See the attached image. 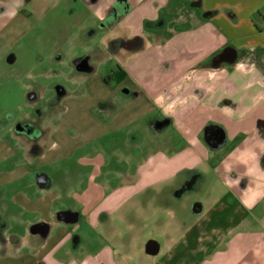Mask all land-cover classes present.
I'll list each match as a JSON object with an SVG mask.
<instances>
[{
  "label": "crops",
  "instance_id": "crops-1",
  "mask_svg": "<svg viewBox=\"0 0 264 264\" xmlns=\"http://www.w3.org/2000/svg\"><path fill=\"white\" fill-rule=\"evenodd\" d=\"M87 1L99 24L87 36L115 30L100 51L115 66L100 72L89 54L74 55L76 76L70 88H56L57 111L41 121L47 126L18 112L0 115V264H131V244L119 238L128 233L104 230L103 221L151 186L152 170L167 183L201 164L228 203L253 220L251 228L244 221L229 228L233 237L204 264H264V0ZM1 6L0 36L13 42L30 17L45 15L48 0ZM134 38L138 44L128 45ZM148 39L152 45L130 58ZM223 45L235 53L234 63H223L230 69L196 66L195 83L185 85L179 62L192 67L199 50ZM190 46L197 52L187 60L182 52ZM18 59L0 52L2 73L15 81ZM38 99L27 96L30 104ZM210 126L222 135L212 134L207 146ZM157 134L160 149L151 157ZM127 147L131 159L112 163Z\"/></svg>",
  "mask_w": 264,
  "mask_h": 264
},
{
  "label": "rangeland",
  "instance_id": "rangeland-1",
  "mask_svg": "<svg viewBox=\"0 0 264 264\" xmlns=\"http://www.w3.org/2000/svg\"><path fill=\"white\" fill-rule=\"evenodd\" d=\"M2 1L0 0V18ZM78 1L79 4L76 0H48L45 15L30 17L24 32L13 42H5L0 36V52H16L19 56L16 66L22 71L16 81L8 78L2 73L5 64L0 61V115L18 112L19 119L26 123L47 126L41 121L45 116L52 114L53 110L57 111L53 109V105L60 100L56 88L60 85L70 88L71 79L76 76L73 63L77 57L74 55L89 54L90 62L100 72L114 68V60L107 58L108 56L102 57L100 51L103 44L115 35V30H97L93 36L88 37V32L95 30L99 25L94 18L97 9L91 8L87 0ZM176 13L174 10L168 11L171 20L177 17ZM186 29L193 28L187 26ZM148 40L140 51L131 52L129 57H137L139 52L149 48L152 42ZM205 48L208 50V44ZM227 48L232 49L229 45H223L215 51L203 53L201 51L204 49L199 50L200 60L192 67L183 65L181 60L179 71L184 82H187L185 85L195 83L193 70L196 66L213 68L214 57ZM196 52V47L187 50L185 48L182 55L188 60L192 54L195 58ZM206 53V57L201 58ZM220 66L230 69L227 64L213 69ZM149 76H152L151 73ZM203 76L205 75H200V83L206 82V77ZM182 79L177 81V87L183 82ZM193 89L192 87L186 95ZM32 92L36 93L39 99L30 104L27 102V96ZM170 131L169 127L166 132L169 134ZM159 136L157 134L152 138L151 157L160 149L157 144ZM146 139L144 143L149 145L150 140L148 137ZM137 149L136 151H139L140 144ZM104 156L106 157V154ZM131 157V148L127 147L115 154L111 161L113 163L116 159L129 160ZM158 173L152 170L151 186L143 187L135 196L119 204L111 218H106L102 224L104 230L128 233L120 235L119 238L121 242L127 239L131 244V264H204L209 260L208 255L221 251L233 237L234 234L229 235L228 230L238 221H244L248 225L245 226L247 228L253 226V220L244 216L238 203H228L225 190L216 182L213 172L208 170L206 165L201 164L194 170L198 178L195 187L183 195L178 193L179 189L193 172H183L167 183L156 180ZM133 177L135 178L134 175ZM193 201L199 202L202 208V214L199 216L190 211ZM233 232L237 233L238 230ZM148 241L158 243L160 248L157 255L149 256L145 253L144 247Z\"/></svg>",
  "mask_w": 264,
  "mask_h": 264
},
{
  "label": "flooded vegetation",
  "instance_id": "flooded-vegetation-1",
  "mask_svg": "<svg viewBox=\"0 0 264 264\" xmlns=\"http://www.w3.org/2000/svg\"><path fill=\"white\" fill-rule=\"evenodd\" d=\"M138 44V39L134 38L133 40H131L130 42H128V45H135ZM162 124V123H161ZM207 132L205 133L206 137L204 136V140H205V144L208 146V142L210 144H213L214 139H212V134L220 136L222 135L221 133L217 132V129L215 130V128H213V126H210V128H207L206 130ZM188 172H193L191 174V176L186 180V182L183 183V185H181V188L179 189L180 191L178 192L179 194L183 195L185 192L187 191H191L193 190V188L195 187V182L198 178L197 174L194 173V170H184V173H188ZM201 210L200 212H202V208L199 204V202L197 201H193L190 205V211L195 214L196 211Z\"/></svg>",
  "mask_w": 264,
  "mask_h": 264
},
{
  "label": "water",
  "instance_id": "water-1",
  "mask_svg": "<svg viewBox=\"0 0 264 264\" xmlns=\"http://www.w3.org/2000/svg\"><path fill=\"white\" fill-rule=\"evenodd\" d=\"M235 53L232 49H225L222 53L218 54L213 59V68H217L223 63H234ZM201 210L195 212V214L200 213ZM158 252V244L155 241H148L145 245V253L148 255H156Z\"/></svg>",
  "mask_w": 264,
  "mask_h": 264
}]
</instances>
